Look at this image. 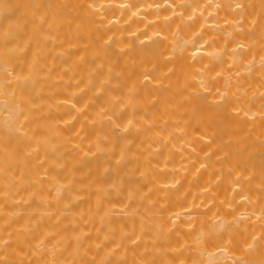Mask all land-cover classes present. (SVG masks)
Segmentation results:
<instances>
[{
	"label": "bare ground",
	"instance_id": "obj_1",
	"mask_svg": "<svg viewBox=\"0 0 264 264\" xmlns=\"http://www.w3.org/2000/svg\"><path fill=\"white\" fill-rule=\"evenodd\" d=\"M0 264H264V0H0Z\"/></svg>",
	"mask_w": 264,
	"mask_h": 264
}]
</instances>
